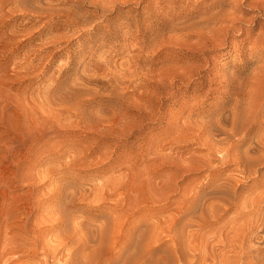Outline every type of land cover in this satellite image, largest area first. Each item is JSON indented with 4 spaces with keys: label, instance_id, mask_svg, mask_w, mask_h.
Listing matches in <instances>:
<instances>
[{
    "label": "rangeland",
    "instance_id": "1",
    "mask_svg": "<svg viewBox=\"0 0 264 264\" xmlns=\"http://www.w3.org/2000/svg\"><path fill=\"white\" fill-rule=\"evenodd\" d=\"M213 1L223 3L0 0V249L23 256L13 264L43 263L29 230L41 240L60 230L42 218L52 210L91 241L86 201L102 190L125 195L140 219L206 181L192 134L205 119L214 127L219 106L228 115L264 69V52L250 51L264 17L250 22L245 0L241 34L207 32L199 8Z\"/></svg>",
    "mask_w": 264,
    "mask_h": 264
},
{
    "label": "bare ground",
    "instance_id": "2",
    "mask_svg": "<svg viewBox=\"0 0 264 264\" xmlns=\"http://www.w3.org/2000/svg\"><path fill=\"white\" fill-rule=\"evenodd\" d=\"M135 1L140 5L154 0ZM220 1L223 3L213 1L199 8L204 15L200 22L208 27L207 32L228 34L237 27L236 34H241L242 27L237 25L245 19L242 16L245 10L240 11L238 4L245 0ZM223 4L231 8L223 9ZM246 5L255 12L248 19L250 22L257 23L264 17V0H251ZM217 22L221 24L215 26ZM250 51L264 52V36L254 40ZM261 75L263 80L249 83L240 102L228 115L219 106L214 127L204 122L205 119L198 125V132L192 134L197 144L195 150L206 152L203 163L208 169L206 181L201 185L183 187L191 195L178 199L173 207L149 209L137 219V208L127 207L130 204H125V195L102 190L89 201L85 197L80 199L91 203L87 204L91 207L89 213L94 211L88 225L91 241L86 234L77 236L76 226L65 229L64 216L52 210L42 218L53 220V225L60 230L51 229V235L43 240L38 235L39 229L29 230L35 241L28 249H43L42 264H95L99 259L102 264H264V170L261 171L264 167V69ZM227 123L229 129L225 127ZM175 165L177 169L183 168L182 163ZM117 188H124L119 181L112 184V190ZM56 195L53 194L57 198ZM138 211H142L140 207ZM75 237V241L81 242V250L87 252L81 255V260L73 255L77 247L72 249L69 244ZM11 250L2 245L0 264H13L23 257H14ZM24 257L21 264H39L41 260L33 261L30 254Z\"/></svg>",
    "mask_w": 264,
    "mask_h": 264
}]
</instances>
